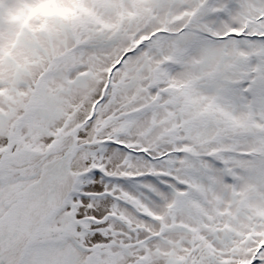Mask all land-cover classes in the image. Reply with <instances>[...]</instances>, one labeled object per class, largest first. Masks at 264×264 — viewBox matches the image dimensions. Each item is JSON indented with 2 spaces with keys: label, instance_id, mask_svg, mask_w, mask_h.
Masks as SVG:
<instances>
[{
  "label": "snow or ice",
  "instance_id": "snow-or-ice-1",
  "mask_svg": "<svg viewBox=\"0 0 264 264\" xmlns=\"http://www.w3.org/2000/svg\"><path fill=\"white\" fill-rule=\"evenodd\" d=\"M0 264H264V0H0Z\"/></svg>",
  "mask_w": 264,
  "mask_h": 264
}]
</instances>
